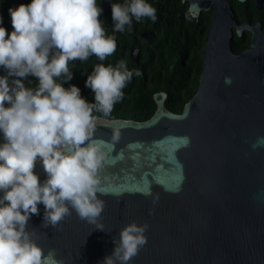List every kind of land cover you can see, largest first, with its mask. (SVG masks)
<instances>
[{
    "label": "water",
    "instance_id": "water-1",
    "mask_svg": "<svg viewBox=\"0 0 264 264\" xmlns=\"http://www.w3.org/2000/svg\"><path fill=\"white\" fill-rule=\"evenodd\" d=\"M210 2L196 91L179 113L165 107L166 93L158 91L145 120L97 121L95 137L107 155L98 193L104 229L74 210L59 230L44 227L41 203L27 227L37 231L45 254L55 249L63 264H101L120 228L135 221L148 225L147 243L129 264H264V144H258L264 140V32L258 21L237 25L227 0H189V11L195 16ZM230 26L238 34L252 31L250 49L231 52ZM12 30L10 19L6 31ZM0 76L11 90L2 66ZM117 127L121 136L112 142ZM34 171L41 182L46 178L39 162Z\"/></svg>",
    "mask_w": 264,
    "mask_h": 264
},
{
    "label": "clouds",
    "instance_id": "clouds-1",
    "mask_svg": "<svg viewBox=\"0 0 264 264\" xmlns=\"http://www.w3.org/2000/svg\"><path fill=\"white\" fill-rule=\"evenodd\" d=\"M111 10L114 32L122 33L126 26L130 30L133 18L157 20L148 0L113 2ZM8 11L13 30L8 34L0 22V66L9 76L33 75L38 85L26 87L15 79L10 90L7 77L0 76V264H63L55 249L45 254L28 221L39 214L42 203L44 227L59 230L74 210L104 229L98 223L105 206L98 193L107 155L104 142L95 137L97 121L111 116L123 89L141 72L130 70L125 60L115 66L103 63L117 44L99 19L103 9L98 0H31ZM91 56L101 61L86 80L94 102L76 85L65 88L60 82L72 79L73 61ZM120 136L121 130L114 128L110 140L118 142ZM37 162L46 173L42 182L34 171ZM147 229L146 223L135 221L121 227L112 253L101 264H129L147 243Z\"/></svg>",
    "mask_w": 264,
    "mask_h": 264
},
{
    "label": "flooded vegetation",
    "instance_id": "flooded-vegetation-1",
    "mask_svg": "<svg viewBox=\"0 0 264 264\" xmlns=\"http://www.w3.org/2000/svg\"><path fill=\"white\" fill-rule=\"evenodd\" d=\"M113 2L122 3L123 0H98L99 6L103 9L99 19L103 22L107 34L115 36L116 49H119L121 42L123 43L121 45L123 60L126 61L130 70L139 69L141 75H144V80L148 81L147 69H153L152 71L159 76L160 82L165 79L162 76L163 69L166 67L165 60L172 59L168 66L171 74L166 79L170 82L169 85L172 84L171 88H177V76L180 74H182V80H185L186 87L190 88L195 80L197 66H199L197 82L199 81L202 49L212 22L213 2H210L207 8L199 7L198 14L193 16L189 11V0H148L157 10V20L152 22L149 19H143L137 22L133 18L131 29L129 30L126 26V30L122 33L113 31L111 10ZM227 5L237 25L247 22L252 26L258 21L260 36L262 35L264 0H227ZM229 30L228 45L234 55L251 48V30L242 28L241 34H238L233 26H230ZM171 65L173 67L170 69ZM136 86L134 82L132 87Z\"/></svg>",
    "mask_w": 264,
    "mask_h": 264
},
{
    "label": "trees",
    "instance_id": "trees-1",
    "mask_svg": "<svg viewBox=\"0 0 264 264\" xmlns=\"http://www.w3.org/2000/svg\"><path fill=\"white\" fill-rule=\"evenodd\" d=\"M21 3L29 4L31 3V0H0V22H2V26L5 27V29H7L9 21L11 19L8 11L9 8L17 7ZM120 44L123 45L122 42ZM121 45L119 49H116L115 53L112 56L107 57L103 61L105 65L112 64L113 66H115L118 61L123 60ZM171 61L172 59L165 60L166 67L162 72V76H164L165 78L163 81L159 82V76L154 71H152L153 69H147L148 71L146 72V76L148 78V81L144 80V75H133L132 80L127 84L128 88L126 89L125 87L123 89V99L115 104L111 116L107 118L134 119L138 121L149 118L156 108L152 95L153 93L163 89H166L163 92L167 94V99L164 102L165 107L170 111L179 113L183 107V104L193 95V93L197 89L199 66L196 67L195 80L193 81L194 83L190 86V88L186 87L185 80H182L183 77H181L182 74H180V76H177V88H171L172 84L169 85L170 82L166 80L167 77L171 74V71L168 69L169 63ZM97 63H101V61H99L95 56L89 57V59L84 62H81L79 60L73 61L70 64L71 71L73 73L72 79L68 81L61 80L60 82L65 88L73 84L76 85L80 89L81 95L88 102H94V92L91 88L86 86V80L88 74H90L93 67ZM10 77L12 79V82L15 79H21L26 87L34 88L38 85V79L33 75H29L27 78H19L15 76ZM134 82L138 87H132ZM126 91L132 93L129 94ZM2 142L3 134L0 133V143Z\"/></svg>",
    "mask_w": 264,
    "mask_h": 264
}]
</instances>
